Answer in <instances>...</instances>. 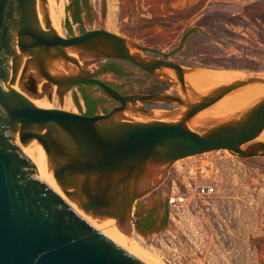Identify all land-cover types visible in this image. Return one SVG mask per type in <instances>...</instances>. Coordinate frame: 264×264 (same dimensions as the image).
Instances as JSON below:
<instances>
[{"label": "water", "instance_id": "obj_1", "mask_svg": "<svg viewBox=\"0 0 264 264\" xmlns=\"http://www.w3.org/2000/svg\"><path fill=\"white\" fill-rule=\"evenodd\" d=\"M44 0H0V264H153L121 236L133 204L173 162L227 150L264 156V81L183 68L103 29L64 38ZM128 45V46H127ZM123 61L167 83L121 95L82 72ZM95 86L117 106L85 116L46 107L51 92Z\"/></svg>", "mask_w": 264, "mask_h": 264}, {"label": "rangeland", "instance_id": "obj_2", "mask_svg": "<svg viewBox=\"0 0 264 264\" xmlns=\"http://www.w3.org/2000/svg\"><path fill=\"white\" fill-rule=\"evenodd\" d=\"M52 1L53 10L61 14V37L103 29L141 47L127 45L134 56L162 58L188 69L238 72L264 81V0H86V5L83 0L77 5L75 0ZM106 66L123 76L102 73L97 78L121 95H150L170 88L123 61L98 57L83 60L80 69L88 74ZM82 86L90 100L99 101L96 114L117 106L99 88ZM61 99L62 104L59 95L51 92L46 107L80 115L86 112L79 86L66 89ZM199 166L206 168L216 193L188 226L189 256L183 264H264V156L240 158L219 150L171 163L161 181L133 204L123 234L158 261L141 245L138 235L152 242L164 229L175 230L167 220L164 228L159 226L166 217L168 185L173 178L188 179L189 169ZM174 167H181L182 172L176 174ZM146 215L155 225L141 232L136 222Z\"/></svg>", "mask_w": 264, "mask_h": 264}, {"label": "built area", "instance_id": "obj_3", "mask_svg": "<svg viewBox=\"0 0 264 264\" xmlns=\"http://www.w3.org/2000/svg\"><path fill=\"white\" fill-rule=\"evenodd\" d=\"M205 167L190 168V177L182 182L171 179L166 193V220L175 230L164 229L150 242L138 235L141 245L153 252L161 264H183L187 261L188 245L186 232L193 219L198 217L216 193L215 185L205 173ZM176 174L181 167H174ZM188 241V240H187Z\"/></svg>", "mask_w": 264, "mask_h": 264}, {"label": "bare ground", "instance_id": "obj_4", "mask_svg": "<svg viewBox=\"0 0 264 264\" xmlns=\"http://www.w3.org/2000/svg\"><path fill=\"white\" fill-rule=\"evenodd\" d=\"M46 8L48 10L47 17L50 23V27L52 28V30H54V32L59 35V24L61 21V14L54 11L53 10V1L52 0H44ZM47 2V4H46ZM58 11V10H57ZM211 72H223V71H211ZM111 239H114L120 243H123L125 245H128L130 247H132L134 250H136L138 253H140L142 256H144L146 259H148L150 262H152L153 264H160L158 261H156L155 259H153V257H150L148 255H146L145 253H143L140 249H138L137 246H135L132 242L130 241V239L128 238V236H126L125 234H121V236H117L115 233L110 232L109 234Z\"/></svg>", "mask_w": 264, "mask_h": 264}, {"label": "trees", "instance_id": "obj_5", "mask_svg": "<svg viewBox=\"0 0 264 264\" xmlns=\"http://www.w3.org/2000/svg\"><path fill=\"white\" fill-rule=\"evenodd\" d=\"M78 1L79 0H75V4L76 5L78 4L77 3ZM83 1H84V4L86 5V0H83ZM74 21H75V23L78 22L77 19H74ZM108 72L113 74V75H115V76H118V77H122L123 76V74L120 71H118V70H116V69H114L112 67L108 69ZM79 88H80L81 98H82L83 102L85 103V107H86V112L84 113V115L85 116H93V115H95L96 114V107H97V104L99 103V101L90 100L89 96L86 95V93L82 89L83 86H79ZM74 100L76 102L78 101L77 96L74 97ZM149 217H151V216L149 215ZM166 222L167 221H166V217H165L163 222H162V224L160 225V228H164ZM137 229L139 231H141V232H146V231H150L151 230V228L148 229V230H144V229H141L140 227H137Z\"/></svg>", "mask_w": 264, "mask_h": 264}, {"label": "flooded vegetation", "instance_id": "obj_6", "mask_svg": "<svg viewBox=\"0 0 264 264\" xmlns=\"http://www.w3.org/2000/svg\"><path fill=\"white\" fill-rule=\"evenodd\" d=\"M77 23H78V22H77ZM109 68H111V67L106 66V67H103L101 70H104V73H109V72H108V69H109ZM84 105H85V103H84ZM164 218H165V217H162V218L160 219V222H159L160 225L162 224ZM154 225H155V220L152 219V217H149V216H147V215L144 216L142 219H139V220L136 222V226H137V227H140L141 229H144V230H148V229H150V228H153ZM160 225H159V226H160Z\"/></svg>", "mask_w": 264, "mask_h": 264}]
</instances>
